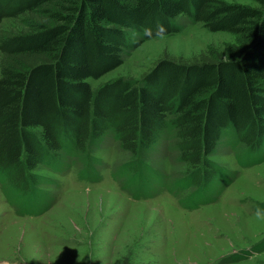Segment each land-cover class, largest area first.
Instances as JSON below:
<instances>
[{
  "label": "trees",
  "instance_id": "trees-1",
  "mask_svg": "<svg viewBox=\"0 0 264 264\" xmlns=\"http://www.w3.org/2000/svg\"><path fill=\"white\" fill-rule=\"evenodd\" d=\"M252 1L256 7L223 0H0V24L35 15L25 31L0 35L2 191L27 207L39 166L57 170L75 159L86 165L81 179L89 178L90 152L105 138L141 161L166 135L187 169L184 187L169 186L206 191L221 172L208 158L225 135L249 152L264 145V0ZM179 16L232 35L227 55L210 49L188 62L160 58L138 81L91 87L89 79L119 67L143 41L178 33ZM140 161L115 174L145 185L150 171ZM252 252H264V240L227 261Z\"/></svg>",
  "mask_w": 264,
  "mask_h": 264
},
{
  "label": "rangeland",
  "instance_id": "rangeland-1",
  "mask_svg": "<svg viewBox=\"0 0 264 264\" xmlns=\"http://www.w3.org/2000/svg\"><path fill=\"white\" fill-rule=\"evenodd\" d=\"M223 1L257 6L252 0ZM32 18L2 20L0 35L25 31ZM176 22L178 33L143 41L123 55L119 67L88 83L96 88L117 78L138 81L160 58L188 62L210 49L224 57L225 45L235 42L229 33L211 32L184 16ZM226 136L208 158L221 172L199 193L169 186L184 187L187 170L169 135L141 161L105 138L90 152L95 161L89 178H78L86 165L75 159L57 170L39 166L32 174L40 183L27 207L0 185V264H264V252L227 261L264 240V145L249 152L234 134ZM136 161L150 171L145 185L116 175ZM95 170L97 176L90 174Z\"/></svg>",
  "mask_w": 264,
  "mask_h": 264
},
{
  "label": "water",
  "instance_id": "water-1",
  "mask_svg": "<svg viewBox=\"0 0 264 264\" xmlns=\"http://www.w3.org/2000/svg\"><path fill=\"white\" fill-rule=\"evenodd\" d=\"M113 80H114V79H113ZM113 80H112V81H113ZM115 80H116V79H115Z\"/></svg>",
  "mask_w": 264,
  "mask_h": 264
}]
</instances>
